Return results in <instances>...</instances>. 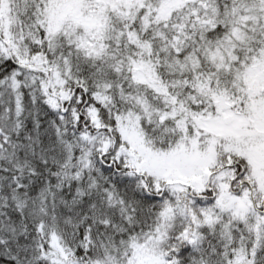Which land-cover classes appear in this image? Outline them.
I'll return each mask as SVG.
<instances>
[{"label": "snow or ice", "instance_id": "snow-or-ice-1", "mask_svg": "<svg viewBox=\"0 0 264 264\" xmlns=\"http://www.w3.org/2000/svg\"><path fill=\"white\" fill-rule=\"evenodd\" d=\"M0 264H264V0H0Z\"/></svg>", "mask_w": 264, "mask_h": 264}]
</instances>
